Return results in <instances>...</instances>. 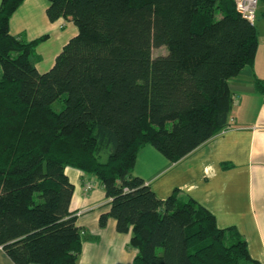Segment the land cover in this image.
Returning a JSON list of instances; mask_svg holds the SVG:
<instances>
[{
  "label": "trees",
  "instance_id": "trees-1",
  "mask_svg": "<svg viewBox=\"0 0 264 264\" xmlns=\"http://www.w3.org/2000/svg\"><path fill=\"white\" fill-rule=\"evenodd\" d=\"M22 1L0 2V247L8 258L77 264L70 166L102 183L109 210L99 226L112 217L117 232H131L132 264H260L236 229L219 228L196 200L177 189L160 199L131 175L143 145L176 162L227 125L228 79L252 64L258 45L234 0H48V19L77 32L45 72L34 66L36 41L9 32ZM162 46L167 53L152 57ZM254 85L264 94V79Z\"/></svg>",
  "mask_w": 264,
  "mask_h": 264
},
{
  "label": "crops",
  "instance_id": "crops-1",
  "mask_svg": "<svg viewBox=\"0 0 264 264\" xmlns=\"http://www.w3.org/2000/svg\"><path fill=\"white\" fill-rule=\"evenodd\" d=\"M1 2V0H0ZM48 0H23L8 21L12 36L36 41L34 66L47 71L77 28L63 18L50 21ZM264 37V8H258L254 26L257 40ZM257 49L251 65L228 79L232 105L227 125L211 139L176 162H169L151 144L136 153L132 176H138L154 194L165 199L175 189L210 211L219 228L234 227L244 238L250 257L264 264V94L255 89L259 72ZM2 69L0 66V77ZM73 185L69 210L81 231L77 264H132L136 249L130 246L131 232L116 231L108 217L104 227L99 217L109 210L102 183L91 174L66 166ZM93 180L85 192L84 182ZM0 264H14L0 247Z\"/></svg>",
  "mask_w": 264,
  "mask_h": 264
},
{
  "label": "built area",
  "instance_id": "built-area-1",
  "mask_svg": "<svg viewBox=\"0 0 264 264\" xmlns=\"http://www.w3.org/2000/svg\"><path fill=\"white\" fill-rule=\"evenodd\" d=\"M259 3L260 0H234L235 10L251 24L256 21ZM93 185V180H86L84 182V191H89Z\"/></svg>",
  "mask_w": 264,
  "mask_h": 264
},
{
  "label": "rangeland",
  "instance_id": "rangeland-1",
  "mask_svg": "<svg viewBox=\"0 0 264 264\" xmlns=\"http://www.w3.org/2000/svg\"><path fill=\"white\" fill-rule=\"evenodd\" d=\"M259 6L262 8H264V2L259 3ZM258 30L260 31V35L261 37L259 38V46L257 49V61H258V66H259V72H261V74H264V37L262 36L261 33V28L258 25ZM167 53V50L164 46L159 47V48H153L152 49V57H156V56H160V55H165ZM53 109L54 110H59L61 103L59 102H55L53 105Z\"/></svg>",
  "mask_w": 264,
  "mask_h": 264
}]
</instances>
